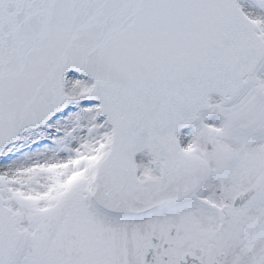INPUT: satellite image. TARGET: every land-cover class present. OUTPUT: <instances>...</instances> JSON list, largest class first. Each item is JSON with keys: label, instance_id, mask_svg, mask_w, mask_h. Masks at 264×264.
<instances>
[{"label": "snow or ice", "instance_id": "1", "mask_svg": "<svg viewBox=\"0 0 264 264\" xmlns=\"http://www.w3.org/2000/svg\"><path fill=\"white\" fill-rule=\"evenodd\" d=\"M0 264H264V0H0Z\"/></svg>", "mask_w": 264, "mask_h": 264}]
</instances>
